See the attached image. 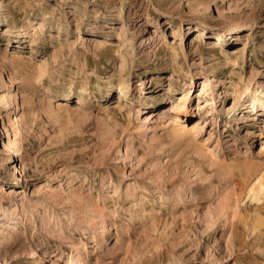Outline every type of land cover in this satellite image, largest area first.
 Listing matches in <instances>:
<instances>
[{
    "label": "rangeland",
    "instance_id": "obj_1",
    "mask_svg": "<svg viewBox=\"0 0 264 264\" xmlns=\"http://www.w3.org/2000/svg\"><path fill=\"white\" fill-rule=\"evenodd\" d=\"M255 90L264 0H0V264H264Z\"/></svg>",
    "mask_w": 264,
    "mask_h": 264
},
{
    "label": "bare ground",
    "instance_id": "obj_2",
    "mask_svg": "<svg viewBox=\"0 0 264 264\" xmlns=\"http://www.w3.org/2000/svg\"><path fill=\"white\" fill-rule=\"evenodd\" d=\"M25 26L32 27L34 29V31L32 32L33 36H36L38 38L40 36L41 32L44 30V26L45 25L42 22H39V21L38 22H34V21H29L28 20L26 22V25L24 24L23 27L25 28ZM24 28H22V29H24ZM103 83H104V80H102V78H99V80L95 81L94 83H89L88 86L82 87V91L88 93L89 92L88 89H90V88H93V91L96 88L97 89L98 88L102 89ZM108 83L111 84V81H108ZM112 85H115V83H113ZM117 87L119 89V92L121 93V96L127 97L128 94H129V91L131 89V83H130L129 77H125V76L121 77L119 82H118V84H117ZM247 90L248 89H246V91ZM190 91H186V93L182 97L183 99L180 101V104L184 108V110H185V108H187V104H188L187 101L189 100V97H190L189 96V92ZM91 92L92 91H90V93ZM249 94H251L250 96L252 97V102H251V105H249V107L252 110L256 111L257 113L258 112L260 113V111H262V110L264 111V95H261L259 93V91H256V90H255V92L254 91H249ZM200 95H202L199 98L200 100H201V98H204L205 95H206L205 96L206 100L198 103V110L199 111L200 110H205V113H207V115L209 117H211L213 113H216V112L221 113L220 109L218 108V102H217V98L220 96V94H217L214 91L213 84L210 82V79H207L206 81L203 82V87H202V91H201ZM237 105H238V103L237 104L235 103L234 105L230 106L228 108V112L233 111L236 108ZM223 108H225V107L222 106L221 110H223ZM250 115H252V114H250ZM217 117H215L216 120H217ZM178 120H179V118H178V116H176L175 122L178 123ZM199 127H200V124L198 123V120H197V121H195V125H193L190 129L187 128V126L185 125L184 127H180L178 130L182 131L184 133L185 132L186 133L187 132L190 133V132H195L197 130V128H199ZM187 136H188V134H187ZM185 137L186 136L182 135L181 138L184 139ZM181 138H179V140H181ZM189 139H188V141L190 142L191 140H189ZM188 141H186V143Z\"/></svg>",
    "mask_w": 264,
    "mask_h": 264
}]
</instances>
